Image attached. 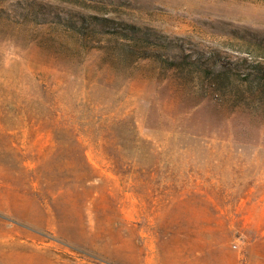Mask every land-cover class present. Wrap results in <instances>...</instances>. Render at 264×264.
Segmentation results:
<instances>
[{
	"label": "rangeland",
	"instance_id": "1",
	"mask_svg": "<svg viewBox=\"0 0 264 264\" xmlns=\"http://www.w3.org/2000/svg\"><path fill=\"white\" fill-rule=\"evenodd\" d=\"M0 264H264V0H0Z\"/></svg>",
	"mask_w": 264,
	"mask_h": 264
},
{
	"label": "trees",
	"instance_id": "2",
	"mask_svg": "<svg viewBox=\"0 0 264 264\" xmlns=\"http://www.w3.org/2000/svg\"><path fill=\"white\" fill-rule=\"evenodd\" d=\"M59 21L62 20L63 23L69 24L77 27L79 32L82 34L83 42L82 46L84 48H101L104 49L108 54L115 53L116 58L121 60H126L125 56L135 57V58H155L159 62H169L171 66L175 65H185V61L183 59L178 60L177 58L167 55L165 52L167 47H169L168 42H166L163 38H156V36L139 33L135 28L125 29L123 27H110L105 19L99 21V26L101 30H95L97 33L104 34L106 39H104V44H101L100 39H87L88 33L86 32L88 25L92 24V20H83L82 18L78 20L80 26H77V22L71 23L70 19H65L63 17H58ZM97 25V24H96ZM92 37V36H91ZM90 37V38H91ZM118 38H122L124 40L118 41ZM115 42L114 46H109L111 41ZM148 45L158 46L160 52L158 50H154V48H149ZM177 59V60H176ZM240 73V72H239ZM241 78H244L247 81L246 73L241 74Z\"/></svg>",
	"mask_w": 264,
	"mask_h": 264
}]
</instances>
